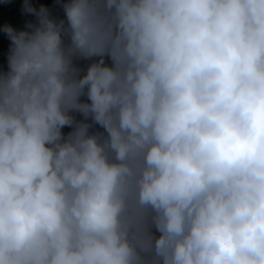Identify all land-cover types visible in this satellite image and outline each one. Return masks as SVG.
I'll return each instance as SVG.
<instances>
[{"label": "clouds", "instance_id": "obj_1", "mask_svg": "<svg viewBox=\"0 0 264 264\" xmlns=\"http://www.w3.org/2000/svg\"><path fill=\"white\" fill-rule=\"evenodd\" d=\"M55 4L0 26V264H264V0Z\"/></svg>", "mask_w": 264, "mask_h": 264}, {"label": "trees", "instance_id": "obj_2", "mask_svg": "<svg viewBox=\"0 0 264 264\" xmlns=\"http://www.w3.org/2000/svg\"><path fill=\"white\" fill-rule=\"evenodd\" d=\"M36 6L40 4L49 7L53 14L59 13V7L55 4V0H33ZM21 0H13L11 4H0V26L4 23H9L13 27L21 29L27 19H33L32 17H26L21 15ZM9 40L7 37L0 33V67L6 70L7 67V53L9 48Z\"/></svg>", "mask_w": 264, "mask_h": 264}]
</instances>
